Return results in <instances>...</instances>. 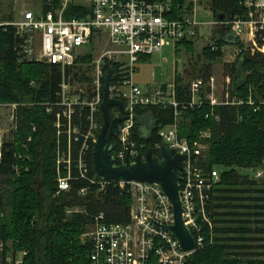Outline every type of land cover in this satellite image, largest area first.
Segmentation results:
<instances>
[{"label":"trees","instance_id":"obj_1","mask_svg":"<svg viewBox=\"0 0 264 264\" xmlns=\"http://www.w3.org/2000/svg\"><path fill=\"white\" fill-rule=\"evenodd\" d=\"M43 1L44 11L60 2ZM241 1L244 0H210L209 4L217 20H227L246 14ZM186 2L173 0L167 16L170 19L183 18L185 10L192 7ZM89 12L90 8L73 4L66 15L83 17ZM212 38L216 40L218 49L212 50L209 44L203 49L209 63L206 68H201L199 76L194 77L202 78L205 83L212 76L210 65L223 59V47L227 44L242 45L229 26L217 28ZM259 42L263 43L261 39ZM183 43L189 52H195L194 42ZM19 44L15 27L0 25V103H20L18 128L4 137L0 162V264H19L15 256L20 252H26L20 264H93L92 240L83 238L88 227L96 222L100 213L109 223L128 221L132 194L128 192L127 185L111 183L102 192L98 191V186L91 185L88 193L81 196L80 189L90 184L85 179L75 178L70 191L56 195L57 109L54 107L49 113L46 103L57 100L64 72L56 64L19 63ZM243 50L235 63L226 64L232 77L231 92L248 99L252 91L256 104L218 105L215 110L222 116L218 123L206 118V113L211 110L209 105L190 108L185 114V126L180 131L181 136L194 140L200 131L212 129L209 160L203 166L207 170L213 167L221 169V179L214 187L208 207L216 225V242L194 252L186 264H264V253H252L249 250L253 247L246 244L253 240V237H248L250 234L264 233V226L251 227L264 221L250 219L264 216V197L251 196L264 194V177L256 180L247 172L264 163V103L259 104V100L264 98V53L251 55ZM90 57V54L81 57L78 62H88ZM114 67L113 85L118 75L117 65ZM73 69H68L66 75L75 82L76 79L70 75ZM78 78L80 81L89 80L85 75ZM32 80L36 81L35 87L31 86ZM191 83L177 76L179 100L191 99ZM209 92L210 87L205 86L203 95ZM115 112L111 107L113 116ZM87 114V108L78 110L74 122L85 128ZM98 116L102 125L101 111ZM174 118L172 106L136 108L133 137L141 145L143 153L152 148L155 155L160 154L156 146L164 144V141L159 130L172 124ZM61 144L62 149L67 150L66 135L62 136ZM80 145L81 141L74 140L75 157ZM114 145L118 150L116 140ZM88 161L92 173L96 174L92 152ZM73 173L77 177L76 168ZM244 201L255 203L251 205ZM75 207L82 209L68 212ZM228 234L233 236H223ZM228 240L237 243H227Z\"/></svg>","mask_w":264,"mask_h":264},{"label":"built area","instance_id":"obj_2","mask_svg":"<svg viewBox=\"0 0 264 264\" xmlns=\"http://www.w3.org/2000/svg\"><path fill=\"white\" fill-rule=\"evenodd\" d=\"M190 1L194 10L192 16L170 19L167 12L172 9L173 0H91L90 12L83 17H68L67 11L74 0H60L59 5H51L46 11L37 13L28 10L20 19L0 24H10L16 28L20 38L19 63L56 64L64 72L57 100L46 103L49 113L57 109L56 195L70 191L75 178L85 179L90 184L80 189L81 196L88 193L91 185L98 186V191L102 192L111 183L127 185L128 192L132 194L128 221L109 223L104 220L103 213L96 216L91 236L93 264H186L194 252L216 242V225L208 207L211 205L214 187L221 179V169L213 167L207 170L203 166V155L208 150L213 131L210 128L202 130L194 140L181 136L180 131L185 126L188 109L209 105L211 110L206 113V118H212L218 123L222 116L216 112V106L255 105L252 91L248 99L231 93L226 100L218 101L215 98V77L211 76L208 83L197 78L191 83V99L182 101L177 98L175 83L161 84L149 92L143 90L134 79L137 64L142 57L160 52L165 46L176 47L197 38L202 22L196 17V9L204 0ZM240 3L246 9L245 15L215 20L211 24L229 26L240 42H252L254 50L256 47L257 52L264 53V0H244ZM102 34L107 35L113 48L95 62L90 88H73L75 82L70 80L66 71L79 64L84 47L95 38L99 39ZM259 39L263 41L262 44ZM209 45L212 50L218 49L213 38ZM108 62L118 67L117 81L111 84V96L125 101L129 115V119L119 123L117 137L114 138L118 143L115 156L120 164L127 159L135 161L139 156L146 158V153H143L141 145L133 137L136 108L159 105L174 108V122L159 130L164 144H157L156 148L161 151V147L166 145L187 155L180 171V197L185 225L196 241L194 250L185 251L173 232L167 228L175 223L174 211L170 199L159 184L108 182L97 172L93 174L91 171L88 156L90 152L93 154L101 129L98 113L101 111ZM36 85V81L32 80L31 86ZM205 86L210 87L206 96L203 95ZM262 103L264 99L261 98L259 104ZM19 106L18 102L0 103V114L9 111L10 131L18 128ZM82 108L88 110L85 128L74 122L75 114ZM64 135L67 136V150L62 149ZM31 140L32 137L29 138ZM74 140L81 141L76 157ZM3 142L4 133L0 128V162L3 159ZM74 168L78 171L77 177L74 176ZM247 172L256 180L263 178L264 163ZM68 212H72V209H68ZM0 245L2 247V242ZM17 263H22V260Z\"/></svg>","mask_w":264,"mask_h":264},{"label":"rangeland","instance_id":"obj_3","mask_svg":"<svg viewBox=\"0 0 264 264\" xmlns=\"http://www.w3.org/2000/svg\"><path fill=\"white\" fill-rule=\"evenodd\" d=\"M28 1V0H27ZM29 3H35L36 7L40 6L44 1L43 0H30ZM0 3L2 4H8L10 3V0H0ZM33 7L32 8H36ZM100 38H95L91 44L86 45L84 47V54H82V57H86L89 54L91 55L90 60L88 62H81L79 63L73 70H71V77H73L75 80V84L73 85V88H85L87 89L92 81V77L94 74V68H95V62L98 60L99 57H101L106 51L112 49V45L109 41V38L106 34H102L99 36ZM195 41L197 43H200V45L195 46V52L186 58L185 63V73L183 74L184 81L190 82L194 80L196 76H199V71L202 67L206 68L209 62L204 57L203 49L209 44L208 41H201V38H196ZM242 45H234L233 47H230L229 51H227L226 56L224 59L219 60L218 62H215L210 65L211 68V74L216 79V89H215V98L218 101L226 100V97L231 95V82L232 77L230 75V67L226 68V64L228 60H232L235 63L238 60V57L241 53L240 49L244 47L246 51L250 52L251 55H254L258 50L255 47L252 42H247L246 44ZM174 49L171 46H165L162 51L154 53L153 55L149 56L147 60H141L137 64V70L134 74L135 82L139 83L141 88L143 90H149L151 88H156V85H158L160 82L164 83H172L174 79V71L176 70V66L178 68V71L182 70L183 62H184V53H185V47L180 45L178 47L177 55H174ZM243 50V51H245ZM85 75L89 80L80 81L78 76ZM155 76V77H154ZM209 90L207 89V92ZM251 94V93H250ZM234 96H239L241 98H244L243 96H240L238 94H234ZM250 96V95H249ZM249 98V97H248ZM245 99V98H244ZM264 99V98H262ZM9 111L3 112L0 114V128L3 129L4 137L8 136L10 133L11 125L9 122ZM209 149L210 144L208 145V150L204 152L203 158L204 162L209 160ZM252 197L258 196V197H264L263 193H256L252 194ZM240 203V202H238ZM244 203L251 204L255 203L253 201H244ZM263 203V202H262ZM82 208L75 207L72 211H81ZM244 210V209H243ZM255 210V209H254ZM257 211V210H256ZM262 211V210H258ZM254 213V212H253ZM252 220L256 221H264V216H255L250 217ZM263 227L264 223L256 222L251 225V227ZM95 229V224H91L88 227L87 233L83 236L85 239H91V236L93 234V231ZM224 237H232V234L223 235ZM235 236V235H234ZM248 237H253V240L247 242L246 244L251 245L253 248H251L249 251L252 253H264V233H253L250 234ZM227 243L235 244L237 242H233L228 240ZM240 243V242H239ZM1 249V245H0ZM16 260H21L24 257V253L20 252L17 253L15 256Z\"/></svg>","mask_w":264,"mask_h":264},{"label":"water","instance_id":"obj_4","mask_svg":"<svg viewBox=\"0 0 264 264\" xmlns=\"http://www.w3.org/2000/svg\"><path fill=\"white\" fill-rule=\"evenodd\" d=\"M106 68L100 106L103 121L92 154L95 170L108 182L138 181L159 184L170 199L174 211L175 223L167 228L173 232L185 251L194 250L196 241L185 225L180 197V171L187 155L163 145L159 155H155L153 149L148 148L145 159L139 156L135 161L127 159L123 164L118 162L114 138L117 137L119 123L129 119V115L125 101L111 96L114 66L108 62ZM111 107L116 110L115 116L111 114Z\"/></svg>","mask_w":264,"mask_h":264},{"label":"crops","instance_id":"obj_5","mask_svg":"<svg viewBox=\"0 0 264 264\" xmlns=\"http://www.w3.org/2000/svg\"><path fill=\"white\" fill-rule=\"evenodd\" d=\"M29 2H31V1L30 0H28V1L27 0H10V3H8V4L7 3L6 4L0 3V24L10 22L13 20H18L22 17L23 13L25 11H28V10H32V11H35L37 13L41 12L44 8V5H45L43 2L40 6L36 7L35 3H29ZM209 3H210V0H204L199 5H197V9H196V17H197L199 22H202L198 28L197 39L201 38V41H205V42L206 41L209 42L210 39L214 36V33L216 32L217 28H220L218 26H214L211 24V22L217 20V18L215 17V14H214L213 10L211 9ZM90 4H91V0H74V5H81V6H85L87 8H90ZM33 5L36 8H32ZM186 5H191L192 7L189 10H187V9L185 10L184 16H192L194 14L193 3L190 0H187ZM192 42H194V46H196L197 44L200 45V43H197L195 40H193ZM180 45L185 47L184 62H183L182 70H180V72L178 71V68L176 66V70L174 71V79L172 82L175 84L177 82V76L180 75L181 77H183V74L185 73V69H186L185 68L186 67L185 66L186 58L188 57V55L192 54L191 52H189V49H187L186 44L181 43ZM180 45H177L176 47L171 46L174 49L173 50L174 55H177L178 47ZM234 45L235 44H227L223 47V51H224L223 59L225 58L226 53H227V51H229L230 47H233ZM149 56H151V55L142 57L140 59V61L141 60H147V58ZM230 62H233V61L232 60L227 61V63H230ZM137 84L139 85L138 82H137ZM161 84L166 85V84H171V83L160 82L158 85H156V88H151V89L145 90V91L152 92V91L156 90ZM16 261H18V260H16Z\"/></svg>","mask_w":264,"mask_h":264}]
</instances>
